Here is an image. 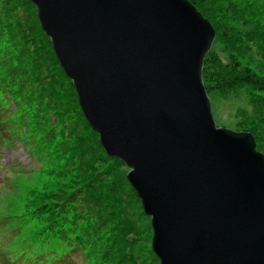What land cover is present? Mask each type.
<instances>
[{"label": "water", "instance_id": "obj_1", "mask_svg": "<svg viewBox=\"0 0 264 264\" xmlns=\"http://www.w3.org/2000/svg\"><path fill=\"white\" fill-rule=\"evenodd\" d=\"M79 109L150 218L159 264H264V155L215 124L214 29L188 0H29Z\"/></svg>", "mask_w": 264, "mask_h": 264}, {"label": "rangeland", "instance_id": "obj_2", "mask_svg": "<svg viewBox=\"0 0 264 264\" xmlns=\"http://www.w3.org/2000/svg\"><path fill=\"white\" fill-rule=\"evenodd\" d=\"M188 1L215 32L204 70L215 124L250 133L264 155V0ZM0 29V264H159L128 169L84 119L35 7L0 0ZM243 69L253 83L214 87L219 74L232 79ZM75 211L80 244L43 231L51 221L62 229L65 216L72 227Z\"/></svg>", "mask_w": 264, "mask_h": 264}, {"label": "trees", "instance_id": "obj_3", "mask_svg": "<svg viewBox=\"0 0 264 264\" xmlns=\"http://www.w3.org/2000/svg\"><path fill=\"white\" fill-rule=\"evenodd\" d=\"M38 21V20H37ZM39 24V23H38ZM39 28H40V25H39ZM1 30V29H0ZM3 30V29H2ZM40 31L42 32L41 28H40ZM43 35L45 36V34L43 33ZM46 37V36H45ZM11 40H13L11 38ZM50 43V42H49ZM211 52V49L210 51L208 52V54L206 55L205 57V60H204V63H203V69H202V79H203V83H204V86H205V89H206V92L207 94L209 95L208 93V90H209V87H210V81H209V78H210V74L209 73H205L204 70L209 66L208 64V56ZM58 62V61H57ZM243 72L244 73H240L241 76H235L233 77L232 79H228V77H225L224 75L225 74H219L218 77H217V80L214 82V87L216 88H225L227 86H231V85H234L235 82L237 83H241L243 82L242 84H245L248 83L250 84L253 83L251 77L253 76V72L252 71H248L246 69H243ZM206 79V80H205ZM208 80V81H207ZM236 85V84H235ZM255 86V85H254ZM255 90L257 87H254ZM209 97V96H208ZM135 193V192H134ZM94 202V197L93 195H87V198H86V205L88 206L89 204H92ZM66 204V201L65 202H60V206H63V208L65 210H68V208L64 207ZM95 207V206H93ZM62 208V207H61ZM36 210V208H35ZM37 211V210H36ZM67 216L63 217L62 218V221H63V226H62V229L59 230V227L60 224L59 223H54L53 221H51L44 229L43 231H46V230H52L54 228H57L56 232L57 234L59 235V243H62L64 242V240H68L69 242H76L78 241L79 244H80V239H82V237H80L79 239L77 238L76 234L80 231L81 228H77V223L80 221L79 219V216L77 215L76 211L71 215L70 217V222L72 223V227L69 226V222L68 220L66 219ZM88 217H90V215H88ZM79 220V221H77ZM70 230V232L68 233V231ZM77 230V231H76ZM86 230V229H85ZM51 234H54V233H51ZM70 235H73V239L70 237ZM14 256V254H13ZM7 264H16L15 261V257L14 258H7ZM49 261H52V264H55L57 261H59L58 258H54V257H49ZM23 264H35V263H30V262H24ZM44 264H51L50 262H45Z\"/></svg>", "mask_w": 264, "mask_h": 264}]
</instances>
